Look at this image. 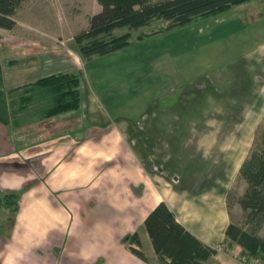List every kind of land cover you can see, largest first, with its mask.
<instances>
[{
  "label": "rangeland",
  "instance_id": "obj_1",
  "mask_svg": "<svg viewBox=\"0 0 264 264\" xmlns=\"http://www.w3.org/2000/svg\"><path fill=\"white\" fill-rule=\"evenodd\" d=\"M101 10L97 0H26L16 14L22 27L32 23L50 32L51 42L74 47L77 56L69 54L68 60L72 67L59 72L80 79L81 105L72 113L89 125L84 134L94 129L98 136L118 140L147 168V156L157 163L164 159L161 168L186 185L202 166L211 175L226 169L229 226L256 229L264 237V216L251 221L238 204L248 187L241 169L264 150V0L144 39L139 36L153 28L117 29L115 36L131 34V46L85 59L73 40ZM189 119L196 121L194 131ZM158 139L170 145H154ZM176 159L178 165L168 169ZM216 247L230 264H264L242 256L243 249L227 233Z\"/></svg>",
  "mask_w": 264,
  "mask_h": 264
},
{
  "label": "crops",
  "instance_id": "obj_2",
  "mask_svg": "<svg viewBox=\"0 0 264 264\" xmlns=\"http://www.w3.org/2000/svg\"><path fill=\"white\" fill-rule=\"evenodd\" d=\"M15 21L14 29H0L5 87L67 74L59 71L72 67L68 60L69 54L77 56L74 47L63 48L51 42L50 32L29 22L22 27L16 16ZM189 123L194 131L196 121ZM87 126L80 113L72 112L17 130L0 123V196L20 195L10 226L9 213H0L2 264H159L144 225L161 203L188 232L217 249L229 227L226 169L211 175L202 166L186 185L161 168L164 159L157 163L147 156V168L118 140L98 136L94 129L84 134ZM157 141L154 145L162 148L170 145ZM213 176L219 180L212 181ZM135 234L138 243L126 241ZM226 258L217 253L205 264H230Z\"/></svg>",
  "mask_w": 264,
  "mask_h": 264
},
{
  "label": "trees",
  "instance_id": "obj_3",
  "mask_svg": "<svg viewBox=\"0 0 264 264\" xmlns=\"http://www.w3.org/2000/svg\"><path fill=\"white\" fill-rule=\"evenodd\" d=\"M26 0H0V29L12 30L15 16ZM102 10L91 17L89 28L73 40L79 54L85 59L107 56L133 44L130 33L115 36L122 28H153L139 39L155 36L191 24L194 21L218 16L254 0H97ZM162 23L155 26V23ZM81 105L80 79L76 74L51 75L36 82L14 89L4 85L0 69V123L11 129H22L61 114L79 109ZM241 175L248 187L239 197L238 204L253 221L264 216V150L260 155L246 161ZM20 195L8 193L0 196V213H9L8 226L13 223L18 211ZM147 231L159 264H205L217 255V250L203 244L176 221L175 215L165 203L159 204L145 221ZM227 238L241 247L248 259L264 263V237L256 229L245 230L231 224ZM138 234L128 238L138 243ZM132 251L140 258L144 254ZM0 264H2L0 262Z\"/></svg>",
  "mask_w": 264,
  "mask_h": 264
},
{
  "label": "built area",
  "instance_id": "obj_4",
  "mask_svg": "<svg viewBox=\"0 0 264 264\" xmlns=\"http://www.w3.org/2000/svg\"><path fill=\"white\" fill-rule=\"evenodd\" d=\"M60 45H62V46H65V43H60ZM217 252H222V249L221 250H218ZM234 256V255H233ZM235 260L239 263L240 262V259H238V258H235ZM240 264H245L244 263V261L243 262H241Z\"/></svg>",
  "mask_w": 264,
  "mask_h": 264
}]
</instances>
